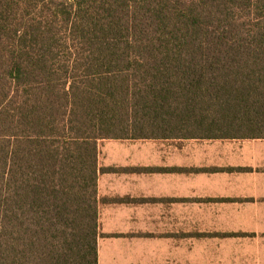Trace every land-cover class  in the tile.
<instances>
[{
    "label": "trees",
    "instance_id": "trees-1",
    "mask_svg": "<svg viewBox=\"0 0 264 264\" xmlns=\"http://www.w3.org/2000/svg\"><path fill=\"white\" fill-rule=\"evenodd\" d=\"M264 138V0H0V264H98L99 143Z\"/></svg>",
    "mask_w": 264,
    "mask_h": 264
},
{
    "label": "crops",
    "instance_id": "crops-1",
    "mask_svg": "<svg viewBox=\"0 0 264 264\" xmlns=\"http://www.w3.org/2000/svg\"><path fill=\"white\" fill-rule=\"evenodd\" d=\"M98 264H264V138L103 140Z\"/></svg>",
    "mask_w": 264,
    "mask_h": 264
}]
</instances>
